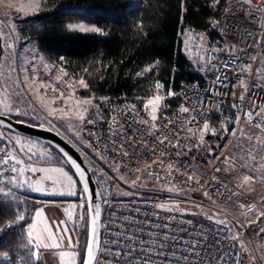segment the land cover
Listing matches in <instances>:
<instances>
[{"label": "built area", "instance_id": "obj_1", "mask_svg": "<svg viewBox=\"0 0 264 264\" xmlns=\"http://www.w3.org/2000/svg\"><path fill=\"white\" fill-rule=\"evenodd\" d=\"M217 31L222 46L206 51L202 81L183 84L175 108L152 121L108 99L86 127L77 150L102 199L94 264H264V196L248 191L264 184V0H222ZM230 202L256 220L241 221ZM26 250L0 264H30Z\"/></svg>", "mask_w": 264, "mask_h": 264}, {"label": "rangeland", "instance_id": "obj_2", "mask_svg": "<svg viewBox=\"0 0 264 264\" xmlns=\"http://www.w3.org/2000/svg\"><path fill=\"white\" fill-rule=\"evenodd\" d=\"M48 4L49 0H0V38L2 44L0 114L32 125L45 126L62 136L77 149V145H86L85 130L90 124L88 121L97 117L98 108L105 106L108 99L96 98L89 94L85 81L81 77L73 76L61 59L53 60L44 53L29 33L31 19L47 11ZM68 28L82 33L100 32V30L91 31L90 29L97 27L83 20L69 23ZM82 29L89 30L84 31ZM215 30L217 31V23H215ZM222 44V39L211 38L205 32L184 30L180 34L181 52L198 74L204 70L206 51L218 50ZM81 80L84 81L86 87L80 84ZM156 95L163 97L157 114L169 110L172 106V99L178 96V94H173L169 97L161 88H155L147 97L123 99L118 102L135 106L148 113L150 108L146 110L144 105L148 99ZM86 100H91L92 103H78ZM85 108H87V112L83 111ZM78 111L83 113V120L77 115ZM0 141L7 146L10 157H15L16 160L21 161V163L16 164L11 159L6 167L0 166V190L11 194L9 197L0 194V201L6 204L4 206L7 209L5 216L7 222L4 225L8 229L7 232L15 229L20 240L21 250L26 247L29 256L30 244L26 239L25 228L34 213L33 207L42 204L49 206L60 204L61 207L67 208L71 215L73 236L79 241L82 262L88 224L83 193L79 187L76 195L69 196L71 198H53L57 195L60 197L67 196L68 191L56 195V191H59L57 182L49 179L50 175L52 177L55 175L54 172L50 171V167L53 166H62L72 174L64 159L49 146L4 129H0ZM31 153L36 154L37 159H33ZM12 167H16L17 172L9 171ZM32 169L36 171H32ZM13 177H15V183H8ZM256 187L255 184L249 185L250 195L254 196L253 190L257 192ZM35 189H39L40 193H44L42 194L44 196L35 194L33 192L36 191ZM223 206L245 223H252L257 218L252 209L246 211L238 204L230 202ZM17 214L24 215L25 219L17 221ZM9 225L12 228H8ZM260 251L264 262L263 246L260 247ZM70 253L69 250L62 251V254H69V256ZM28 258L30 264H35L31 257ZM63 264H70V260H64Z\"/></svg>", "mask_w": 264, "mask_h": 264}, {"label": "trees", "instance_id": "obj_3", "mask_svg": "<svg viewBox=\"0 0 264 264\" xmlns=\"http://www.w3.org/2000/svg\"><path fill=\"white\" fill-rule=\"evenodd\" d=\"M48 5L31 19L29 33L44 53L81 77L96 98H143L157 84L164 93L178 94L182 84L202 81L181 52V32L221 39L215 23L222 0H49ZM76 20L100 32L70 30ZM172 101L169 110L178 96ZM4 205L0 201V228L7 222ZM19 241L15 230L4 233L0 254H19Z\"/></svg>", "mask_w": 264, "mask_h": 264}, {"label": "crops", "instance_id": "obj_4", "mask_svg": "<svg viewBox=\"0 0 264 264\" xmlns=\"http://www.w3.org/2000/svg\"><path fill=\"white\" fill-rule=\"evenodd\" d=\"M15 160L16 158L14 157L12 162L15 163ZM50 171L54 172L55 175L53 177L50 175L49 179L55 180L57 182V187L59 190L56 191L55 194H63L64 192L68 191L67 196L60 197L57 195L53 196V198H71L69 196L76 195L79 185L72 174L67 172L62 166L50 167ZM255 185H257L255 188L257 192L253 190L254 196H264V184L257 183ZM64 188L65 190L63 191ZM33 192L37 195L44 196L42 195L44 193H40V191ZM37 212H39V215H37ZM70 216L71 215L68 212V209L61 207L60 204L55 206L42 204L34 210V213L27 224L28 226L26 225L25 234L27 241L31 240V243H29V257L34 260L35 264H63L64 260L67 259L70 260V264H81L80 245L77 238L73 236L74 232L72 229ZM63 228H67V235L71 236V245H69L67 236H65L63 233ZM46 229L48 231H46ZM29 231L32 232L31 237L28 235ZM50 234L52 237L51 239H49ZM37 238L42 240L43 244L48 245V247H38ZM55 245L59 246L56 247ZM64 250H69L71 252L70 256L69 254H62V251Z\"/></svg>", "mask_w": 264, "mask_h": 264}, {"label": "water", "instance_id": "obj_5", "mask_svg": "<svg viewBox=\"0 0 264 264\" xmlns=\"http://www.w3.org/2000/svg\"><path fill=\"white\" fill-rule=\"evenodd\" d=\"M2 54V44L0 38V57ZM0 129L7 130L10 133L20 135L23 137L30 138L32 140L41 142L53 150H55L65 161L71 173L75 177L86 202V209L89 208L90 205H99L100 216L97 218V222L95 224V238H94V252L95 259L99 248V239H100V217H101V194L98 189V186L89 172L82 155L79 151L70 144L66 139L57 134L55 131L45 127V126H36L29 123L21 122L13 117L8 115L0 114ZM33 159H37V155L31 153ZM66 154V155H65ZM69 158L72 161H75L77 165H79V171L77 168L69 162ZM85 186H87V192H85ZM88 215V224H87V240L84 250V255L81 264H84L85 259L87 258L86 248L87 244L92 237V224L91 219L95 216V210L91 213L87 211ZM95 263V260H94Z\"/></svg>", "mask_w": 264, "mask_h": 264}, {"label": "snow or ice", "instance_id": "obj_6", "mask_svg": "<svg viewBox=\"0 0 264 264\" xmlns=\"http://www.w3.org/2000/svg\"><path fill=\"white\" fill-rule=\"evenodd\" d=\"M82 30L88 31L89 29H82ZM90 30L91 31H99V29H97V28H93V29H90ZM217 79L219 80V77ZM80 84L86 87V85H84V81L83 80L80 81ZM156 87L157 88H161L162 85L157 84ZM172 95H173V93L171 91H169L168 96L171 97ZM162 100H163V97L162 96L156 95L153 98L148 99L147 102H146V104L144 105V107H145L146 110L150 108V111L148 112V115L150 116V118H151L152 121H156L157 118H158L157 117V112H158V110L160 108V104H161ZM78 103L91 104L92 101L91 100H86V101H82V102H78ZM234 107H235V105H234ZM130 110L134 112L135 111V106H132V108ZM83 111L84 112H87V108H85ZM180 111L183 112V113H186V112L189 111V109L187 107H183L182 106L180 108ZM261 111H264V110H261ZM65 115H67V114L65 113ZM77 115L79 116V118L81 120L84 119V115H83L82 112H79L78 111L77 112ZM252 115H253L252 112L246 113V116L248 117L249 120H251ZM142 122L143 123H147V121H142ZM88 123H92V121H88ZM152 127L154 128L155 127V124H153ZM257 127H259V125H257ZM207 130H209V126H208L207 123H205L204 126H203V131H207ZM212 131L214 132L215 130H212ZM233 134H235V133H233ZM165 139H161L159 142L161 144H164L165 143ZM201 140H203V135L202 134H201ZM177 146L178 145H172V147H177ZM2 151H3V149H0V152H2ZM124 154L126 155V153H124ZM161 155H163V153H161ZM11 159H14V158L9 157V159H4L3 157H0V166L6 167L7 164L9 163V161ZM69 162L72 163L77 168V170L79 171V165H77L75 163V161H72L71 158H69ZM15 163L16 164H19V163H21V161L15 160ZM158 166H162V165H158ZM151 167H152L151 165L148 166V171L149 172L151 170ZM173 167H174V165L172 163H169L168 164V168L169 169H171ZM9 171L15 173V172H17V168L16 167H12L11 169H9ZM32 171H36V170L35 169H32ZM217 171H219V169H217ZM188 179L191 180L192 179V176H189ZM250 180H251V177L250 176H245L244 177V182L245 183H248ZM8 183H15V177H13L12 179H10L8 181ZM20 186H22V185H20ZM35 190L36 191H39V189H35ZM85 192H87V186H85ZM0 194H2L4 197H9L11 195L10 192H2V190H0ZM205 195H207V192L205 193ZM159 207L163 208L164 205H160ZM93 209L95 210V216L91 219V224L93 226L92 227V234L93 235H92V237L90 238V240H89V242L87 244V248H86L87 258L85 259L84 264H94V260H95V252H94V238H95V232H96L95 224L97 222V218L100 216L99 205H90L89 208L87 209V211L89 213H91L93 211ZM37 215H39V212H37ZM24 219H25L24 215L17 214V221H23ZM216 222L217 223H225L224 221H219V220H217ZM10 226L11 225H9V227ZM46 231H48V230L46 229ZM63 233H64L65 236H67V239L69 241V245H71L72 239H71V236L67 235V228H63ZM28 235H29V237H31L32 236V232L29 231ZM51 238L52 237H51V234H50L49 235V239H51ZM29 243H31V240H29ZM37 246L38 247L39 246L48 247V245L43 244V241L40 240L39 238H37ZM55 246L58 247L59 245H55ZM34 255H35V253H34ZM117 255H119V253H117Z\"/></svg>", "mask_w": 264, "mask_h": 264}]
</instances>
